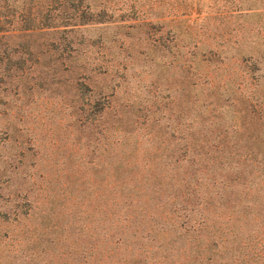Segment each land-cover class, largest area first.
<instances>
[{
    "label": "rangeland",
    "instance_id": "rangeland-1",
    "mask_svg": "<svg viewBox=\"0 0 264 264\" xmlns=\"http://www.w3.org/2000/svg\"><path fill=\"white\" fill-rule=\"evenodd\" d=\"M101 1L88 0L91 4ZM155 1L157 14L164 13L168 4H184L183 17L168 18L172 25L178 26L173 33L179 34L176 36L178 45L191 47L196 42L197 46L217 50V57L209 62L194 57L190 64L192 71L182 82H179L180 70L173 60L172 50L169 49L167 55L165 49L154 46L152 39L155 41L157 34L141 25L150 20L139 18V5L145 7L146 0H117L115 8L130 13V6L137 10V16L129 15L118 22L86 27L85 31L80 28L85 36L100 35L101 41L86 46L72 63L73 68L64 63L66 72H61L60 68L52 69L56 64L46 63L45 58L37 56L23 65L25 69L20 75L1 80L0 242L5 244L0 245V264H63L57 251L50 247L30 257L29 245L22 247L23 258L8 253L17 243L29 244L28 237L36 232L35 228L46 233L45 227L50 224L60 226L65 222H83L91 232L102 237L106 224L110 223L108 207L111 199L123 195L127 189L111 190L112 183H123L130 176L139 177L144 170L145 158L140 157L139 135L134 141L138 146L134 155L122 158L120 170L111 176L108 162L112 159L106 144L111 122L107 116H103L102 122V117L99 118L94 126L78 127L74 124L81 102L77 101L73 86L78 81L87 82L72 76L75 71L82 73V68H86L88 73L84 72L83 76L91 80L88 83L91 91L83 100L92 103L99 99L102 112L122 111L136 125L142 121V115H146L148 121L145 125L154 119V127L166 132L174 128L172 141L178 137L177 132L188 140L190 132L199 136L197 129L208 128L211 122L218 123L224 130L229 125L230 111L237 103L238 95L234 99L233 93L236 86L241 85V74L250 63L255 64L257 71L253 73L251 85L244 87V94L256 91V94L264 95V0ZM189 20H195L199 26L189 27ZM185 25L188 31L182 30ZM149 35L152 38H148ZM41 39L38 37L32 43ZM166 44L169 47L174 45L170 39ZM219 94L233 98L232 106L223 102L224 98L220 101L222 104L217 105L214 97ZM101 96H105V100H101ZM213 107L217 110H212ZM153 111L151 117L148 112ZM199 113L203 117L215 114L224 115V118L209 116L201 120L200 116H195ZM226 133L224 139L234 135L230 129ZM173 198L172 190L159 197L164 202ZM148 203L152 204L154 200L149 199ZM25 206L32 207L34 212L29 219L21 221L16 216ZM224 212L220 205L213 215ZM221 218H217L220 219L217 233L229 227L226 219L222 221ZM237 241L241 245L247 242L242 235ZM104 250L102 247L99 251ZM241 251L244 255L238 248L225 250L221 260L230 262L239 257L244 262L237 264H264V258L245 256V248ZM192 257L191 252L186 264L195 263ZM132 258L135 259L129 264H146L139 261L136 250Z\"/></svg>",
    "mask_w": 264,
    "mask_h": 264
},
{
    "label": "trees",
    "instance_id": "trees-1",
    "mask_svg": "<svg viewBox=\"0 0 264 264\" xmlns=\"http://www.w3.org/2000/svg\"><path fill=\"white\" fill-rule=\"evenodd\" d=\"M116 1L102 0L91 4L88 0H0V82L20 75L25 69L23 65L37 56L45 58L46 63L56 64L52 69L60 68L61 72H66L64 63L73 68L72 63L86 46L101 41L100 35L85 36L80 28L85 31L86 27L118 22L129 15L137 16V10L130 6V13L115 8ZM146 1L145 7L139 5V18L150 20L141 25L157 34V39H152L154 46L165 49L167 55V51L172 50L173 60L180 70L179 82L189 77L194 57L201 62L217 57L216 49L197 46L196 42L191 47L178 45L176 36L179 34H173L178 26L172 25L168 18L183 17L184 4L178 6L176 1L178 5L168 4L164 13L157 14V1ZM189 22V27L199 26L195 20ZM187 28L185 25L182 30L188 31ZM38 37H42L41 41L33 44ZM167 39L174 45L167 46ZM82 69V73L75 71L72 74L77 79L87 80L73 86L77 101L81 102L74 124L94 126L99 118L102 117V122L107 116L111 122L106 142L112 159L108 162L111 176L120 170L122 158L134 155L138 147L134 141L139 135L140 157L145 158L144 170L139 177L130 176L123 183H112L111 190H128L111 199L108 207L110 223L106 224L102 237L91 232L83 222L50 224L45 227L46 233L35 228L36 232L28 237L29 244L17 243L8 254L23 258L22 247L29 245L28 257L50 247L57 251L63 264H129L135 259L132 256L136 250L141 263L181 264L185 260L186 264L192 252L194 264H237L244 262L243 258L225 262L221 260L222 252L238 248L244 255L241 249L245 248V256L264 258V95L256 94V91L244 94V87L251 85L250 80L257 71L255 64H248L241 74V85L232 92L233 98L238 95L234 98L238 105L232 107L229 125L224 130L218 123L211 122L208 128L197 129L199 136L190 132L188 140L177 132L174 141L171 140L175 135L174 128L166 132L154 127V119L145 125L146 115H142V121L136 125L122 111L102 112L99 99L92 103L83 100L91 91L88 85L91 80L83 76L86 68ZM227 97L219 94L214 100L221 105L224 98L222 101L232 106L233 98ZM100 99L105 100V96ZM148 113L153 117L155 112ZM195 116H200L201 120L209 116L224 118V115L215 114L203 117L201 113ZM227 129L234 134L229 135L230 139H224ZM168 190H172L174 198L161 201L159 197ZM149 199L154 203L149 204ZM220 205L224 214L214 216V210ZM33 212L30 206L21 207L16 218L26 221ZM218 217H222V221L226 219L229 225L220 233H217ZM240 235L247 241L242 245L237 241ZM4 244L0 242L1 246ZM102 247L105 250L100 252Z\"/></svg>",
    "mask_w": 264,
    "mask_h": 264
}]
</instances>
